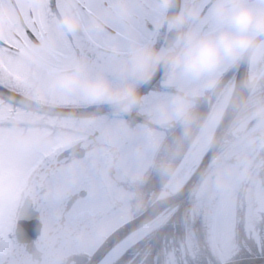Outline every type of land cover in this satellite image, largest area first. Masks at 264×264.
<instances>
[{
	"label": "flooded vegetation",
	"instance_id": "flooded-vegetation-1",
	"mask_svg": "<svg viewBox=\"0 0 264 264\" xmlns=\"http://www.w3.org/2000/svg\"><path fill=\"white\" fill-rule=\"evenodd\" d=\"M34 2L50 4L51 0ZM26 3L27 0H0V6L6 5L11 12V27L0 36V40L7 42L13 33L27 23ZM249 3L261 5V9H264V0H249ZM214 5L208 11L204 10V6L199 15L192 17L181 29L179 39L172 47L181 42L182 32L189 29L214 33L228 27L225 24L211 26V23H207L208 19H212L209 15ZM191 7L196 8L194 0H182L180 12ZM169 8L170 5L166 6L164 0H56V6L52 9L56 26L42 37L32 40L25 54L11 53L17 55V59L15 63L0 70V79L8 82L16 73L25 71L32 64L39 62L47 65L54 53H63V61L48 71L43 80L25 91L24 96L55 108H82L91 104L110 103L89 97L90 102H86L88 99L83 97L74 99L83 90L63 86L58 83L59 76L69 67L83 62L88 74L104 76L117 87L135 83L137 90L149 79L134 80L126 71L127 61L131 52L139 46H151L157 50L172 48L167 47V38L172 29L169 26ZM68 16L76 17L79 24H69L66 21ZM175 75L168 69L141 101L127 109L132 111L138 107L140 113L144 99L150 95H161L173 88V84L165 82ZM16 93L18 90L15 89L11 93L0 91L5 112L12 107L9 96ZM29 116L33 125L49 123L39 128L50 132L53 119L83 120L32 110ZM237 123L241 128L227 143L221 170L217 174L220 171L225 174L231 173V170L236 171L233 235L235 259L264 258V75L247 98ZM66 125H61V128ZM139 125L141 123L135 127ZM16 126L24 134L30 132L21 118L16 119ZM50 132L39 135L37 139L51 145L53 136ZM94 132L79 133L69 143H64L72 152L67 156L63 152L58 153L46 168L29 170L22 167L21 171L19 167L16 168L15 171L27 177L23 195L15 197L0 194V219L5 223L11 219L14 233L12 239L22 250L17 257L18 264H87L100 245L91 250H85L82 245L105 217L103 209H108L106 215L110 216L118 206H124L123 209L128 205L130 207L131 191L126 185V174L122 173L129 168L127 151L120 150L124 144L110 143L107 138L109 135L101 133L99 129ZM116 136L118 139L126 138L121 133ZM53 173L58 176L55 180ZM122 175L124 179H121ZM216 176L213 174L212 178ZM57 196L65 198L63 205L54 209L45 206L46 200L51 201ZM89 196L95 198L89 209V218L83 223L70 224L67 218L72 210L80 208ZM211 201L207 198L208 247L213 222ZM54 214L64 217L63 222L55 228L52 223ZM215 262L207 254V264Z\"/></svg>",
	"mask_w": 264,
	"mask_h": 264
},
{
	"label": "rangeland",
	"instance_id": "rangeland-1",
	"mask_svg": "<svg viewBox=\"0 0 264 264\" xmlns=\"http://www.w3.org/2000/svg\"><path fill=\"white\" fill-rule=\"evenodd\" d=\"M196 8L199 9V12L203 9V7L208 4L211 0H194ZM254 7L261 9V5H257L254 3H251ZM216 5V3H215ZM215 5L210 10V17L212 19H208L207 23H211V26H222L225 24L228 25L226 22L220 21L216 15H215ZM238 59H225L215 70L214 73L210 75H202L199 77L192 76L189 74H185L181 72L178 75H175L173 78H170L168 82H165V84H173L178 86L180 89H183L185 92H187L185 95L188 96V101L190 104V107L192 106V101L190 100V97L193 96H202L204 95L205 91L213 87L217 81L220 79V77L224 74L227 68L234 65ZM210 81H214V83L210 86ZM227 95V93H226ZM225 94L219 99V102H217L216 105H219V103L224 99L226 96ZM87 98L88 100L86 102H90L91 98L89 95H87L84 91H80L74 96L75 98ZM90 99H89V98ZM177 95L173 93L163 92L161 95H150L147 97L143 104V114H148L151 116L152 120L157 124H163L167 121L174 120L179 118L181 115L175 114L172 111L171 107V101H173ZM76 99V100H77ZM86 102H81L80 104H84ZM168 102L169 103V113L170 116H166L164 109L162 108V105ZM215 106L213 110L215 111ZM213 114V113H212ZM122 119V118H121ZM118 118H111L108 116H103L100 118H95L91 120H56L53 119V127L52 131L49 130H43V128H35V133L29 132L26 134L19 131V139L18 143L22 146H27L32 143H34L35 139L38 138V136L45 134L47 132L52 133V140L51 145L56 144L58 141H62L63 143H69V141L73 140L77 134L79 133H95V129H99L101 133H105L109 135L107 138L110 139V143L114 144H121L123 148H121V151H127L129 163L127 166H129L128 170H123L122 173L126 174V179L129 185L132 181H135L139 178H141L149 169L153 158L155 156L156 150L161 143V141L164 138V132L162 130H156V129H150L145 126L140 127H133V128H126L124 127V120H121ZM126 123V122H125ZM67 124V125H66ZM61 125H66V130L64 128H61ZM125 128V139H118L116 136L117 134H120L123 129ZM240 124H236V126L233 127V133H236L240 129ZM128 141L124 143L125 141ZM42 140H40L41 142ZM44 141V140H43ZM106 150V148L104 149ZM204 157V155H203ZM202 157V158H203ZM221 156H219L220 158ZM219 158H217L215 161H212L210 166L207 169L208 175L204 179L202 183H200L193 193V198L197 201L199 206H204L207 202V196L210 195L216 200V204L213 206V222H212V231L210 236V245L213 249V254L216 256V258L221 259L222 261L228 259L230 256H233L235 254L234 250V242L235 237L234 235V215H235V177H236V171L231 170V173L225 174V172L220 171L221 173L218 175L216 173V178L212 179V176L215 172H218V168L220 166ZM18 168V167H17ZM20 171L23 169L22 167L18 168ZM121 179H124V175L121 176ZM130 207L129 205L123 209L124 206H118V208L115 210V212H112L110 216H107L106 214L109 213V210L104 208L102 214L105 215L101 219V221L98 223L97 230L93 232V234H89V237L87 240H85V243L82 245V247L85 250H91L93 248H96L97 245H100L102 241L105 239V237L110 234L114 229L118 228L119 226L123 225L127 221L130 220V218H133L136 213L133 210L136 205L132 206V200H133V193H130ZM100 204L102 205L103 202L100 201ZM172 216L169 215L163 222H161L159 225L154 227L151 231V233L146 234V236H143L142 238L136 240L134 244H139L141 241H143L146 237H150V235L156 231L158 228H162L163 224ZM96 234V235H94ZM94 235V236H93ZM149 235V236H148ZM192 236V235H190ZM189 238V239H188ZM192 237H187L186 246H184V253L189 252L190 256H193L190 253H194V244L195 242L192 241ZM131 247V246H130ZM129 248V247H128ZM127 249V248H126ZM125 249V250H126ZM124 250V251H125ZM140 255L138 253L133 255V259L131 258L130 264H133L135 259H138ZM117 258L114 260L116 261ZM113 261V262H114ZM164 264H176L174 253L171 249L164 248Z\"/></svg>",
	"mask_w": 264,
	"mask_h": 264
},
{
	"label": "clouds",
	"instance_id": "clouds-1",
	"mask_svg": "<svg viewBox=\"0 0 264 264\" xmlns=\"http://www.w3.org/2000/svg\"><path fill=\"white\" fill-rule=\"evenodd\" d=\"M170 5L172 0H164ZM215 15L229 26L214 33H201L196 29L182 32L181 42L167 50H157L151 46L135 48L126 64V71L134 80L150 79L163 63L173 75L183 72L192 76L210 75L225 59H239L250 50L264 47V9H258L249 0H216ZM199 15V9L189 8L171 18L169 26L182 29L189 20ZM66 21L76 26L79 20L74 16ZM11 27V12L0 6V36ZM255 77L250 83H255ZM58 83L72 89H82L91 98L131 108L139 102L136 84L122 86L114 84L104 76L88 74L87 66L77 63L59 76ZM210 86L214 81H210ZM172 111L183 115L189 110V101L177 96L171 101ZM165 115L170 116L169 103L162 105ZM27 177L19 171L0 172V194L19 197L25 193Z\"/></svg>",
	"mask_w": 264,
	"mask_h": 264
},
{
	"label": "snow or ice",
	"instance_id": "snow-or-ice-1",
	"mask_svg": "<svg viewBox=\"0 0 264 264\" xmlns=\"http://www.w3.org/2000/svg\"><path fill=\"white\" fill-rule=\"evenodd\" d=\"M28 15L27 23L19 28L6 42L0 40V70L6 65L15 63L17 55H23L31 45V41L42 37L47 31L56 26V20L52 9L56 6V0H51L50 4L35 3L34 0H27L24 5ZM64 59L63 53H54L47 65L34 63L23 72L16 73L14 78L8 82L0 79V91L11 93L18 90L15 99L9 96V103L12 107L5 112L3 101L0 100V172L4 170L14 171L17 167H25L32 170L36 167H47L53 162L58 153L63 152L69 155L72 149L58 141L54 145L41 143L37 139L34 143L22 146L18 143L19 129L16 126V119L23 120L25 128L35 133V127L30 119L31 109L23 103L24 92L34 87L36 83L43 80L48 71L57 67ZM71 103V102H68ZM53 173V179H57ZM95 198L88 197L78 209H73L68 216L70 224L83 223L89 218V209ZM64 197H53L51 201H45V206L56 208L63 205ZM64 217L52 216L53 227L61 224ZM13 225L9 218L7 223L0 219V264H18L17 257L21 254L19 245L12 239Z\"/></svg>",
	"mask_w": 264,
	"mask_h": 264
},
{
	"label": "trees",
	"instance_id": "trees-1",
	"mask_svg": "<svg viewBox=\"0 0 264 264\" xmlns=\"http://www.w3.org/2000/svg\"><path fill=\"white\" fill-rule=\"evenodd\" d=\"M233 73L234 70L224 72L217 83L206 90L204 95L190 97L193 104L186 114L163 124L166 132L152 165L141 178L133 181L131 185L136 194L135 205L138 210L142 211L147 208L172 176L211 116L215 103L231 83ZM194 203L192 230L198 231L205 239L207 225L203 220L204 207L199 206L196 200ZM185 208L186 206L183 205L162 228L157 229L139 244L132 246L113 264H129L130 259L140 247L142 250L138 260L142 264H162L164 247L167 245L171 248L174 247L175 241L180 245L189 236L191 229L186 226ZM157 250L160 254H157ZM194 250L197 263H199L198 258L207 261V257L197 240L194 244Z\"/></svg>",
	"mask_w": 264,
	"mask_h": 264
},
{
	"label": "water",
	"instance_id": "water-1",
	"mask_svg": "<svg viewBox=\"0 0 264 264\" xmlns=\"http://www.w3.org/2000/svg\"><path fill=\"white\" fill-rule=\"evenodd\" d=\"M215 0H212V2L208 5L207 9L212 5V3ZM181 9V0H172L171 8L169 11V18L171 20L172 17L177 15L180 12ZM181 32V29L172 28L168 40H167V46L171 47L175 44V42L178 40L179 34ZM254 50H250L249 52L245 53L241 64L239 66L238 74L233 86V92L232 97L230 99L229 105L227 109L225 110L223 117L215 131L213 140L209 146V149L207 153L205 154L204 158L202 159L200 165L192 175V177L189 179V181L186 183L185 187L182 189V191L172 194L165 200H158L154 205H152L146 212H144L139 217L133 219L132 221L124 224L120 228H118L115 232H113L106 241L101 245V247L96 251V253L93 255L91 260L88 264H99L105 256L127 235L135 231L136 229L140 228L141 226L149 223L152 219H154L156 216H158L160 213H162L166 209L177 210L188 198L194 187L197 185L198 182L204 180L206 175H204L206 169L208 168L210 162L214 158L215 154L219 150L227 132L229 131L233 121L235 120L236 116L242 109L245 100L248 96V94L252 91L255 84L257 83L259 79V75H255V83H249L248 86L245 84V73L247 64L249 61V58ZM168 66L165 64H161L156 71V73L145 83L143 84L139 89H137V95L141 97L146 94L151 87L154 85V83L165 73ZM18 94L15 96L17 97ZM139 99V100H140ZM23 103L31 108L42 110L49 112L51 114H61V115H75V116H90L93 114H100L104 113L110 110L114 109H120L122 106L117 104H104V105H91L86 108H55L52 106H46L42 105L38 102L29 100L23 96L22 98ZM144 122L145 124H148L150 126H153L155 128H161L160 125L154 124L151 121L145 120L143 117L137 115L136 110L134 111L133 118H132V124H136L138 122ZM192 207L193 203L189 202L187 210H186V218L188 225H191L192 222ZM201 244L203 245V241L201 240ZM207 253V251H206ZM262 263L264 264V259H250V260H234L231 262H227L224 264H258Z\"/></svg>",
	"mask_w": 264,
	"mask_h": 264
},
{
	"label": "bare ground",
	"instance_id": "bare-ground-1",
	"mask_svg": "<svg viewBox=\"0 0 264 264\" xmlns=\"http://www.w3.org/2000/svg\"><path fill=\"white\" fill-rule=\"evenodd\" d=\"M262 72H264V47L255 49L252 52L246 68L245 84L248 85L250 78H253L255 75ZM231 96L232 92L228 93L216 107L212 117L202 129L199 137L191 147L182 164L179 166L164 191L161 193L160 200H165L172 194L182 191L186 183L192 177L193 173L199 166L203 155L206 154L209 145L213 140L215 131L222 119L224 111L230 102ZM171 213V209L164 210L149 223L141 226L124 237L99 264H111L126 247L146 235L154 227L163 222Z\"/></svg>",
	"mask_w": 264,
	"mask_h": 264
}]
</instances>
